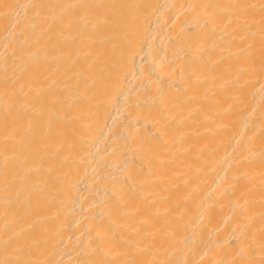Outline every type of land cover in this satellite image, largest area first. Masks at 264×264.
Listing matches in <instances>:
<instances>
[{
    "label": "bare ground",
    "instance_id": "bare-ground-1",
    "mask_svg": "<svg viewBox=\"0 0 264 264\" xmlns=\"http://www.w3.org/2000/svg\"><path fill=\"white\" fill-rule=\"evenodd\" d=\"M261 2L0 0V261L264 264Z\"/></svg>",
    "mask_w": 264,
    "mask_h": 264
},
{
    "label": "snow or ice",
    "instance_id": "snow-or-ice-1",
    "mask_svg": "<svg viewBox=\"0 0 264 264\" xmlns=\"http://www.w3.org/2000/svg\"><path fill=\"white\" fill-rule=\"evenodd\" d=\"M28 7V6H25ZM211 7L216 8L219 6L212 5ZM227 11L226 14H221V19L217 21L215 17V13L209 14V19L206 21V24L211 27L213 31L219 29L221 32L226 31L233 24L236 25V29H246L249 27L247 20V13L250 8H255V5H247V4H232L224 6ZM260 10L262 13V29H261V40L264 41V0H262L260 5ZM234 29V30H236ZM262 71H264V67H262ZM138 231V230H137ZM117 244L125 245V255H129V248H131V254L135 255L137 250L136 244L131 239H124L123 237H118L116 239ZM20 251V249H17ZM0 264H32L30 261H25L22 259H16L11 261H0ZM108 264H139L136 259L129 258L124 261H111Z\"/></svg>",
    "mask_w": 264,
    "mask_h": 264
}]
</instances>
